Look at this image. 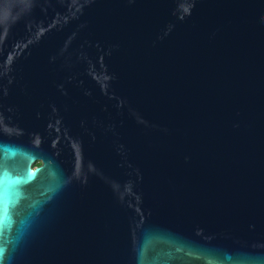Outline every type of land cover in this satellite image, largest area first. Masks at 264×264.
I'll return each instance as SVG.
<instances>
[{"label": "water", "instance_id": "obj_1", "mask_svg": "<svg viewBox=\"0 0 264 264\" xmlns=\"http://www.w3.org/2000/svg\"><path fill=\"white\" fill-rule=\"evenodd\" d=\"M0 264H264V0H0Z\"/></svg>", "mask_w": 264, "mask_h": 264}, {"label": "flooded vegetation", "instance_id": "obj_2", "mask_svg": "<svg viewBox=\"0 0 264 264\" xmlns=\"http://www.w3.org/2000/svg\"><path fill=\"white\" fill-rule=\"evenodd\" d=\"M39 164V161H36L35 163H34V165H38Z\"/></svg>", "mask_w": 264, "mask_h": 264}]
</instances>
